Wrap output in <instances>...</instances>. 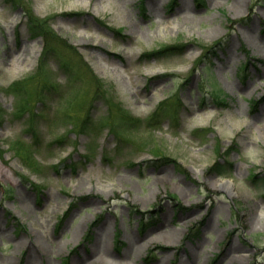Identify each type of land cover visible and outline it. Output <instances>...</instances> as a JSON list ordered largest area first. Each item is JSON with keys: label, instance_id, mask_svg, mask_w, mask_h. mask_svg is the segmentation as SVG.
<instances>
[{"label": "rangeland", "instance_id": "1", "mask_svg": "<svg viewBox=\"0 0 264 264\" xmlns=\"http://www.w3.org/2000/svg\"><path fill=\"white\" fill-rule=\"evenodd\" d=\"M263 76L264 0H0V264H264Z\"/></svg>", "mask_w": 264, "mask_h": 264}, {"label": "bare ground", "instance_id": "2", "mask_svg": "<svg viewBox=\"0 0 264 264\" xmlns=\"http://www.w3.org/2000/svg\"><path fill=\"white\" fill-rule=\"evenodd\" d=\"M186 18V17H185ZM25 60H26V58H24L23 59V61H22V63L20 64V65H18L19 67H21L22 65H23V63L25 62ZM263 78H264V76H263ZM264 86V84H261V87H263ZM212 185H213V187H215L216 189H218V190H220V189H223V190H226V191H228V192H231L232 190H233V182L230 180V181H220V182H214V183H212ZM253 206H256L258 209H261L259 206H257L256 204H254ZM263 210H264V207L262 208ZM78 230H79V228H77L76 230H75V234H76V236H77V233H78ZM106 237H108V234L105 236V238ZM102 238H103V236L102 235H98V237H97V239H96V242L100 239V240H102ZM108 239V238H107ZM134 240H136V239H130L129 240V248L131 249L135 244H134ZM105 242V241H104ZM104 242H103V245H104ZM95 251L99 254V256H103V257H105V260H107V262L109 263V264H115V262L114 261H111L110 259H109V257L106 255V253L108 252L109 253V251H108V245H106V242H105V247L103 246V247H101V249L100 250H97V248H96V246H95V248L94 249H92V253L94 254L95 253Z\"/></svg>", "mask_w": 264, "mask_h": 264}, {"label": "trees", "instance_id": "3", "mask_svg": "<svg viewBox=\"0 0 264 264\" xmlns=\"http://www.w3.org/2000/svg\"><path fill=\"white\" fill-rule=\"evenodd\" d=\"M30 26H31V28H32V31H33L36 35L39 34L38 29H40V28L42 29V28H43L42 23H40V22H39L38 20H36V19H34L32 23H30ZM209 52L212 53V52H214V51H213V49H211ZM205 58H206V57H205ZM213 99H215L216 102H219V103L224 102V101L219 97L218 94L214 95V96H213ZM160 114H161V110L158 111V113L154 114L153 121H155V119H157L159 116H161ZM33 122H35V120H34ZM28 124H31V121H30V120H29ZM134 126L137 127L136 125H134ZM34 138L37 140L38 135H37V136L34 135ZM58 143H62V142L59 141ZM58 143H57V144H58ZM218 175H222V174H218ZM254 178H256V177H254Z\"/></svg>", "mask_w": 264, "mask_h": 264}]
</instances>
